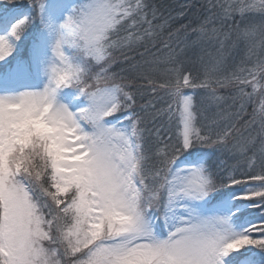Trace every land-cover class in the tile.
<instances>
[{
    "label": "snow or ice",
    "instance_id": "6c2138e0",
    "mask_svg": "<svg viewBox=\"0 0 264 264\" xmlns=\"http://www.w3.org/2000/svg\"><path fill=\"white\" fill-rule=\"evenodd\" d=\"M8 2L0 264H264V0H209L199 53L134 65L163 102L139 110L113 66L167 25L149 0Z\"/></svg>",
    "mask_w": 264,
    "mask_h": 264
},
{
    "label": "trees",
    "instance_id": "16d2710c",
    "mask_svg": "<svg viewBox=\"0 0 264 264\" xmlns=\"http://www.w3.org/2000/svg\"><path fill=\"white\" fill-rule=\"evenodd\" d=\"M15 2L21 3L26 2V0H15ZM149 2L158 10L159 17L156 23H163L167 19V25L158 38H156L155 44L149 43L146 46H138L128 54L130 59H121L119 63L113 66V71L132 79L135 87L141 88V91L137 93V110L140 109L142 104H147L149 101H153L157 106H161L163 102L154 97L146 88L141 87L142 81L135 79L136 69L134 65L142 63L145 59L163 57L168 52V49L164 47L165 41L172 48L184 49L186 58L194 57L199 53L201 45L194 43L197 33L193 29L197 28L204 17L209 14L205 7L209 3V0H149ZM0 7H3V4H0ZM8 7H12V0H9ZM236 22L239 23L238 18ZM232 23V21L228 22L229 25ZM228 91L227 89H221L222 94H227ZM248 111H251V106H249ZM156 123L161 128V134L165 139L174 136V126L169 123L166 117L157 120ZM241 132L244 135H248L249 132L255 135L253 129L242 127ZM206 151L212 152L214 150L207 149ZM222 159L225 167L229 169L236 167L238 169L237 174L243 170V161L237 162L235 158L227 154L223 155Z\"/></svg>",
    "mask_w": 264,
    "mask_h": 264
},
{
    "label": "rangeland",
    "instance_id": "374dc122",
    "mask_svg": "<svg viewBox=\"0 0 264 264\" xmlns=\"http://www.w3.org/2000/svg\"><path fill=\"white\" fill-rule=\"evenodd\" d=\"M206 150H207V149H206ZM206 150H205V151H206Z\"/></svg>",
    "mask_w": 264,
    "mask_h": 264
}]
</instances>
